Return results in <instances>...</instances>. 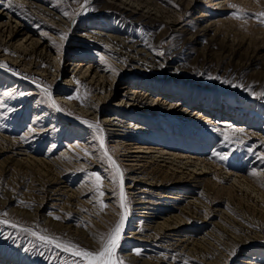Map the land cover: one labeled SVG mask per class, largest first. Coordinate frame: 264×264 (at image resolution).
<instances>
[{
	"label": "rangeland",
	"instance_id": "374dc122",
	"mask_svg": "<svg viewBox=\"0 0 264 264\" xmlns=\"http://www.w3.org/2000/svg\"><path fill=\"white\" fill-rule=\"evenodd\" d=\"M260 13L264 0H0V63L19 65L0 72V219L17 225H0V264H74L37 237L98 251L122 214V264H264Z\"/></svg>",
	"mask_w": 264,
	"mask_h": 264
},
{
	"label": "snow or ice",
	"instance_id": "6c2138e0",
	"mask_svg": "<svg viewBox=\"0 0 264 264\" xmlns=\"http://www.w3.org/2000/svg\"><path fill=\"white\" fill-rule=\"evenodd\" d=\"M259 15L261 17H264V13H260ZM261 22L264 23V20H262ZM61 39H65V37L62 35ZM0 67H4V65H0ZM208 79L210 80L216 79V77L208 76ZM222 82H226V81H222ZM232 86L238 87L239 85L233 84ZM44 93L46 96H48L52 107L56 108V110L59 111L60 110L59 106H57L55 104V101L51 99L50 91L47 88H45ZM258 95L259 97H264V92L259 93ZM84 123L87 124L88 122L84 121ZM88 126L90 128L95 127L98 133L102 131L99 128V125L88 124ZM99 139H100L101 148H103L104 139L102 136H100ZM104 156L107 157L108 162L110 163L111 167L114 170V177H113L114 181L118 178L120 207L122 209H126L127 197L123 187V172L121 171L116 161L113 160L110 155H108L106 149L104 151ZM221 159H224V157H221ZM95 181H96L98 194L100 196H103L104 193L100 191V186L102 183L101 177L97 175L95 177ZM3 215L6 216L7 213H4ZM124 221H125V214H122L120 221L114 226V228L108 234L101 235V237H99V242L101 247L98 251H89L72 243H60L55 238L48 236H38L37 238L47 244L54 245L56 248H59L64 252H70L73 256L78 257L79 259L75 261L74 264H122V262L118 258H115V255H116V249L119 247V242L122 238ZM0 225H8L13 228L17 227L16 224L2 219H0ZM23 231H28L31 235H36L35 233L30 232L29 229H23Z\"/></svg>",
	"mask_w": 264,
	"mask_h": 264
},
{
	"label": "bare ground",
	"instance_id": "6f19581e",
	"mask_svg": "<svg viewBox=\"0 0 264 264\" xmlns=\"http://www.w3.org/2000/svg\"><path fill=\"white\" fill-rule=\"evenodd\" d=\"M2 62V61H1ZM0 65H4V67H0V72L1 73H4L5 75H9L10 77L11 76H14V66H19V65H15L14 64V66L12 65V64H9L6 60L5 61H3V63H0ZM25 66V65H24ZM23 66V68L24 69H26V70H22V72H21V74L19 75V77H18V79L19 80H21V81H23V82H26L27 81V75H28V73H26V71H27V68H25ZM22 68V69H23ZM12 78V77H11ZM39 81V80H38ZM40 82V81H39ZM19 83H21V84H23L22 82H19ZM33 87L35 88V89H38V91H41L42 93H44V89L42 88V86L40 85V83L38 84V83H36V84H34L33 85ZM45 94V93H44ZM46 96V95H45ZM46 98H47V100H48V96H46ZM54 98V97H53ZM56 98V97H55ZM60 98V99H59ZM51 99H52V97H51ZM57 99L58 100H56V101H60V100H64L65 98L64 97H57ZM66 100V99H65ZM49 104H51V102H49ZM215 104H217V103H215ZM217 109H220V111H217V112H215L214 110H215V108L214 109H212L211 111L212 112H215V115H218V116H222V115H224V113L223 114H221V111H223V109L224 108H216V110ZM224 112V111H223ZM214 114V113H213ZM232 118H233V116H232ZM93 125V124H92ZM95 131H96V133L99 135V137L100 136H104L101 132H97V129L95 128ZM104 148V147H103ZM39 208V207H38ZM40 209V208H39ZM22 211V210H21ZM38 212V211H37ZM123 212V211H122ZM20 219H22V216H20ZM125 225H126V222L124 221V226H123V229H124V227H125ZM95 247V246H94ZM96 249H98V248H96ZM94 250V249H93Z\"/></svg>",
	"mask_w": 264,
	"mask_h": 264
}]
</instances>
